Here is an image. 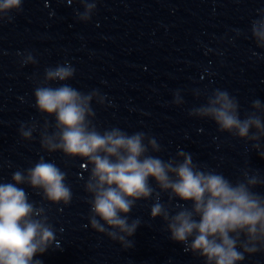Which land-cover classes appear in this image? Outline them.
<instances>
[{
    "label": "clouds",
    "instance_id": "clouds-1",
    "mask_svg": "<svg viewBox=\"0 0 264 264\" xmlns=\"http://www.w3.org/2000/svg\"><path fill=\"white\" fill-rule=\"evenodd\" d=\"M79 3L83 11L76 10V18L91 21L97 0ZM22 11L23 0H0V23H11L10 13ZM258 14L259 18L251 21V38L257 48L264 49V10ZM234 31L236 36L248 38L241 30ZM230 43L235 44V39ZM17 56L21 67L38 64L31 52H18ZM75 73L68 61L45 67L33 90L34 107L44 117L43 124L39 120L21 122L18 132L22 140L31 141L39 130L43 151H59L65 157L86 161L81 167L89 173L84 190L90 194L88 220L94 231L124 249L132 248L131 237L142 221L138 217L130 220L129 214L138 201L151 199V218H161L170 239L183 244L185 252L204 258L205 264H239L245 254L264 249V195L253 191L264 186L258 170L242 169L243 179L233 183L215 170H204L183 150L168 160L153 155L161 152L162 146L155 136L143 131L99 130L92 104L104 105L106 97L98 89L85 93L67 83ZM52 82L58 86L53 87ZM173 95L174 105L184 104L179 89ZM193 95H203L205 102L191 108L190 117L212 120L218 132L251 142L252 149L264 158V104L260 99H254L253 110L241 118L238 98L226 89H196ZM48 118H54L55 123ZM66 179L65 171L41 156L34 166L14 171L11 182L0 183V264H42L34 257L53 247L56 230L44 207L30 202L29 194L19 186L28 185L53 205L68 206L73 192ZM150 181L155 182V188ZM163 193L168 195V205L162 202ZM173 199L191 202V208L177 205L180 210L173 215L169 208Z\"/></svg>",
    "mask_w": 264,
    "mask_h": 264
}]
</instances>
